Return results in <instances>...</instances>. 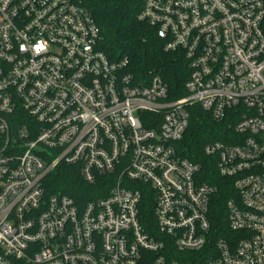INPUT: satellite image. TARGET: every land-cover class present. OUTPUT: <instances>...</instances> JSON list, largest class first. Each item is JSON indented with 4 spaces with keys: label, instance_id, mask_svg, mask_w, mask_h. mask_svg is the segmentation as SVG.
Instances as JSON below:
<instances>
[{
    "label": "built area",
    "instance_id": "obj_1",
    "mask_svg": "<svg viewBox=\"0 0 264 264\" xmlns=\"http://www.w3.org/2000/svg\"><path fill=\"white\" fill-rule=\"evenodd\" d=\"M132 1L186 60L184 97L110 61L75 0H0V264H181V253L264 264V0ZM195 106L234 122L233 145L204 150L233 182L228 239L215 240L210 222L216 189L178 150ZM60 167L88 185L112 179L108 196L49 195Z\"/></svg>",
    "mask_w": 264,
    "mask_h": 264
},
{
    "label": "trees",
    "instance_id": "obj_2",
    "mask_svg": "<svg viewBox=\"0 0 264 264\" xmlns=\"http://www.w3.org/2000/svg\"><path fill=\"white\" fill-rule=\"evenodd\" d=\"M93 16L101 30L100 50L112 62L128 61V73L140 83L152 77L161 78L168 87L170 100L186 95L185 84L190 71L182 53H167L164 43L154 29L139 21L140 3L132 0H75ZM234 122H215L200 107L190 108V121L178 150L183 158L200 167L201 181L216 189L210 203V222L215 240L228 239L226 204L234 195L233 182L219 176L215 161L205 154L207 145L234 144ZM231 138V142L226 138ZM49 195L60 194L72 198L77 204L105 198L112 187V179L101 177L94 185L84 182L76 168L60 167L45 182ZM153 198L146 196L141 216L144 224L154 226ZM181 264H204L202 254L181 253L175 257Z\"/></svg>",
    "mask_w": 264,
    "mask_h": 264
}]
</instances>
